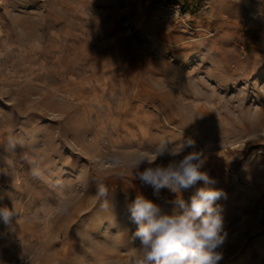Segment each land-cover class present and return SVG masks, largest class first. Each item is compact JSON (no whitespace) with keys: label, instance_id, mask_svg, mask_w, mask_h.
Wrapping results in <instances>:
<instances>
[{"label":"rangeland","instance_id":"obj_1","mask_svg":"<svg viewBox=\"0 0 264 264\" xmlns=\"http://www.w3.org/2000/svg\"><path fill=\"white\" fill-rule=\"evenodd\" d=\"M189 138L227 194L219 264H264V0H0V264H134L128 205L176 194L129 162Z\"/></svg>","mask_w":264,"mask_h":264},{"label":"clouds","instance_id":"obj_2","mask_svg":"<svg viewBox=\"0 0 264 264\" xmlns=\"http://www.w3.org/2000/svg\"><path fill=\"white\" fill-rule=\"evenodd\" d=\"M165 157L170 158L167 164L158 162ZM205 162L204 151L198 150L191 138L180 145L161 140L153 151L138 153L129 162L133 180L157 192L168 188L176 194L170 212L142 193L128 205L129 220L137 225L133 236L140 241V254L134 264H219L223 259L219 249L227 232L223 209L216 201L227 194L211 186L215 181L202 170ZM33 175L42 178L38 171L34 170ZM201 181L204 186L193 193L190 202L186 201L182 192ZM98 192L107 197V188L101 186ZM18 215L15 204L0 207V223L6 227H11Z\"/></svg>","mask_w":264,"mask_h":264},{"label":"bare ground","instance_id":"obj_3","mask_svg":"<svg viewBox=\"0 0 264 264\" xmlns=\"http://www.w3.org/2000/svg\"><path fill=\"white\" fill-rule=\"evenodd\" d=\"M199 109L202 110V106H199ZM172 119H174L173 117H171Z\"/></svg>","mask_w":264,"mask_h":264},{"label":"trees","instance_id":"obj_4","mask_svg":"<svg viewBox=\"0 0 264 264\" xmlns=\"http://www.w3.org/2000/svg\"><path fill=\"white\" fill-rule=\"evenodd\" d=\"M185 3H187V2H185ZM188 5H190L189 3H187Z\"/></svg>","mask_w":264,"mask_h":264}]
</instances>
